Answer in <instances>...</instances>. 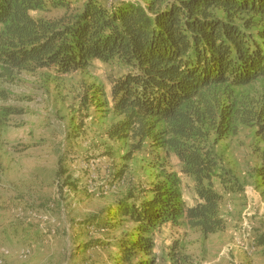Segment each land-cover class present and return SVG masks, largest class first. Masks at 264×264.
<instances>
[{
	"label": "rangeland",
	"instance_id": "1",
	"mask_svg": "<svg viewBox=\"0 0 264 264\" xmlns=\"http://www.w3.org/2000/svg\"><path fill=\"white\" fill-rule=\"evenodd\" d=\"M103 1L110 7L150 0ZM63 13L52 8L34 15ZM124 69L117 58L95 59L68 74L43 68L0 77L6 92L0 98L2 264H117L122 240L133 237L140 222L114 220L113 213L123 200L151 198V186L170 174L179 178L186 203H196L193 177L171 149L150 139L134 148L137 139L109 134L123 118L113 110L110 77ZM233 90L238 102L264 100V79ZM216 137L212 130L208 146L228 179L224 186L214 178L226 226L205 234L182 218L162 222L154 231L156 264H264V142L256 125L241 121L236 133Z\"/></svg>",
	"mask_w": 264,
	"mask_h": 264
},
{
	"label": "trees",
	"instance_id": "2",
	"mask_svg": "<svg viewBox=\"0 0 264 264\" xmlns=\"http://www.w3.org/2000/svg\"><path fill=\"white\" fill-rule=\"evenodd\" d=\"M52 8L64 13L34 15ZM115 58L125 69L110 77L112 105L123 118L109 134L137 139L134 148L150 139L171 149L193 177L197 196L187 204L179 178L170 174L151 186V198L123 200L113 213L114 220L122 215L140 222L137 233L122 240L117 264H156L154 231L162 222L182 218L205 234L226 226L214 178L224 186L228 179L208 146L212 130L222 139L241 121L256 125L264 142V100L238 102L233 93L264 79V0L119 1L110 7L103 0H0L1 78L43 68L68 74Z\"/></svg>",
	"mask_w": 264,
	"mask_h": 264
},
{
	"label": "built area",
	"instance_id": "3",
	"mask_svg": "<svg viewBox=\"0 0 264 264\" xmlns=\"http://www.w3.org/2000/svg\"><path fill=\"white\" fill-rule=\"evenodd\" d=\"M243 243H244V242H243ZM29 251H30L29 248H25V250H23V253H24V254H27ZM0 264H2V261H0Z\"/></svg>",
	"mask_w": 264,
	"mask_h": 264
}]
</instances>
